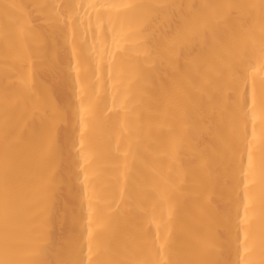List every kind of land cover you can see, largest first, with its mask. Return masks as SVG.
Listing matches in <instances>:
<instances>
[{"label": "bare ground", "instance_id": "obj_1", "mask_svg": "<svg viewBox=\"0 0 264 264\" xmlns=\"http://www.w3.org/2000/svg\"><path fill=\"white\" fill-rule=\"evenodd\" d=\"M0 264H264V0H0Z\"/></svg>", "mask_w": 264, "mask_h": 264}]
</instances>
